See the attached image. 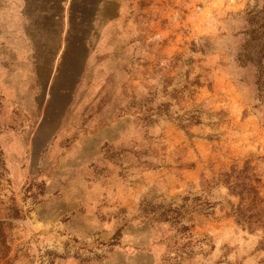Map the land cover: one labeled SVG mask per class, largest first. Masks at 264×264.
I'll return each instance as SVG.
<instances>
[{
    "label": "rangeland",
    "instance_id": "1",
    "mask_svg": "<svg viewBox=\"0 0 264 264\" xmlns=\"http://www.w3.org/2000/svg\"><path fill=\"white\" fill-rule=\"evenodd\" d=\"M0 264H264V0H0Z\"/></svg>",
    "mask_w": 264,
    "mask_h": 264
},
{
    "label": "trees",
    "instance_id": "2",
    "mask_svg": "<svg viewBox=\"0 0 264 264\" xmlns=\"http://www.w3.org/2000/svg\"><path fill=\"white\" fill-rule=\"evenodd\" d=\"M196 122H199V120L197 119ZM254 198H256V197H254ZM238 208H240V207L238 206ZM238 214H242L243 215V212L240 211V212H238Z\"/></svg>",
    "mask_w": 264,
    "mask_h": 264
}]
</instances>
